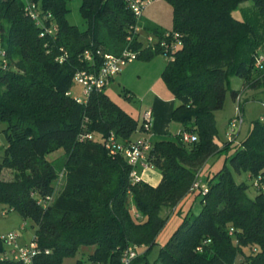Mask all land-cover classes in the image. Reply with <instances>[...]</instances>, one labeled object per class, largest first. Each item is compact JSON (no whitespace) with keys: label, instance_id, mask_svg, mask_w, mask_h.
Segmentation results:
<instances>
[{"label":"trees","instance_id":"16d2710c","mask_svg":"<svg viewBox=\"0 0 264 264\" xmlns=\"http://www.w3.org/2000/svg\"><path fill=\"white\" fill-rule=\"evenodd\" d=\"M37 1L52 14L45 26L28 17L23 0H0L7 59L6 67L0 64V121L7 124L8 138L0 162V205L2 213L14 210L30 221L33 240L49 250L34 264H62L82 246L93 247V264H121L130 244L144 247L131 264H264V194L254 190L250 197L248 185L237 182L225 163L207 178L205 194L191 190L202 166L216 155H225L232 169L248 172L249 179L264 174V118L252 122L243 140L221 144L214 118L230 77L243 80L240 89L231 90L234 100L264 89V63L255 66L264 55V0H166L172 27H142L157 37L177 32L181 44L171 54L132 33L136 20L124 0H82L88 24L83 32L67 22L65 0ZM236 9L239 18L233 15ZM51 23L53 34L47 31ZM124 49L136 52L137 59L157 54L168 59L162 78L177 100L171 119L181 129L174 137L152 141L148 160L161 175L155 186L132 185L125 159L103 145L109 132L128 140L137 120L107 96L106 87L86 103L70 95L77 70L96 71L105 54ZM182 131L194 141L183 143ZM87 132L93 139L80 141L79 134ZM57 146L66 152L64 184L43 208L31 193L45 197L54 192L57 168L44 155ZM5 169L11 170V179L3 178ZM191 194L200 197V211L182 216L151 262L148 252L167 213ZM4 249L0 239V256ZM0 264L20 263L0 259Z\"/></svg>","mask_w":264,"mask_h":264},{"label":"built area","instance_id":"2783aa9c","mask_svg":"<svg viewBox=\"0 0 264 264\" xmlns=\"http://www.w3.org/2000/svg\"><path fill=\"white\" fill-rule=\"evenodd\" d=\"M127 8L133 13L136 24L132 26V33L138 35L144 40L147 45L157 44L165 53L171 54L177 47L180 46V36L177 32L166 31L162 37H157L150 32H145L142 25L140 24V19L146 10V8L155 1L160 0H124ZM24 10L28 17L35 22L37 25L45 26L46 21L52 17L49 10H45L41 7L40 2L37 0H23ZM56 28L51 23L47 28L50 34L55 32ZM2 30L0 26V64L4 68L7 65L6 53L2 46ZM132 37V36H131ZM128 39H131L130 37ZM66 55L60 57L61 62ZM84 58L87 60L91 59V55L88 51L83 54ZM172 59V56H170ZM137 59V54L129 49H124L120 54H105L103 56L102 64L96 71L91 70H77L73 75V82L81 87V96H73L77 103H86L88 97L92 93L101 92L107 87L109 81L119 74L123 67L128 63ZM264 63V55H259L256 59L255 66L261 67ZM241 94H238L235 98L237 101V114L235 117L231 118L227 123V134L228 137L233 140L238 134L239 128L243 123V114L241 103ZM151 111L147 110L143 114V122L140 130L142 131V136L126 141H120L113 132L109 134L104 139L103 145L107 152L111 155L119 154L121 155L126 163L130 166L129 171V181L132 185L142 181L140 174V169L152 168L151 163L148 160V153L152 147V141L149 136L150 124H151ZM264 117H261L262 119ZM78 139L86 140L93 139V135L90 132L81 133ZM195 137L185 131L180 134V140L183 143H190L194 141ZM252 188L258 192L264 194V174H258L250 179ZM192 191H198L201 194L207 192V186L203 183L197 176L196 180L193 182ZM31 195L36 199L37 203L41 207L46 208L52 201L53 196L47 195L41 197L37 193L32 192ZM139 217L138 214H135ZM26 222L24 221L17 230H11L6 233L0 234V239L2 240L4 251L1 253L0 259H9L19 262L20 264H34L35 258L42 253L43 250L38 246L37 242L33 238L26 244H20L19 236L20 230L24 229ZM232 230V229H231ZM231 232V231H230ZM142 246L137 244L128 245L122 252L121 264H131L133 259L138 255L139 249ZM44 253H48L49 250L45 249ZM100 264V263H96Z\"/></svg>","mask_w":264,"mask_h":264},{"label":"rangeland","instance_id":"374dc122","mask_svg":"<svg viewBox=\"0 0 264 264\" xmlns=\"http://www.w3.org/2000/svg\"><path fill=\"white\" fill-rule=\"evenodd\" d=\"M65 18L70 25H73L79 31H85L88 28V24L82 16L81 13V5L82 0H65ZM249 5V3H243L241 6ZM148 12L158 18V21L163 25H170L172 20L171 8L169 3L166 0L155 1L148 7ZM233 15L237 18L241 17L239 9L233 11ZM171 19V20H170ZM142 21L147 23L148 20L142 17ZM142 23V22H141ZM149 25V24H147ZM160 28V30L164 29L163 27L156 25ZM163 57V56H162ZM165 57V56H164ZM243 80L239 77L232 76L229 78L228 90L225 94V99L222 108L214 111V118L216 121V141L218 143H223L230 141L231 139L227 134V123L228 121L235 117L237 114V101H235L231 95V90H238L242 87ZM116 89V94H118V88ZM120 93V91H119ZM70 95L71 96H81V87L76 83L72 82L70 87ZM121 93L119 97H121ZM117 101L119 104H126L123 97ZM123 102V103H122ZM240 106L242 108L243 114V123L241 124L237 137L235 138V143L243 140L252 124V122L264 117V89L259 90H249L248 92L243 94V98H241ZM7 124L5 122L0 121V162L3 161L6 155V146L8 144V138L6 134ZM174 137V136H173ZM234 140V139H233ZM45 159L51 164L55 165L58 172L57 184L54 192L52 193L53 198L56 197L59 190L62 188L64 184V168L63 162L66 158V152L63 147L57 146L49 150L44 155ZM224 163L231 169L234 179L237 182L244 181L248 185L247 194L250 197H253L256 192L252 188L251 181L249 179L248 172L241 171L240 173L235 172L230 162L225 158V155H216L210 159H208L205 164L202 166L198 173V178L205 183L207 178L212 176L214 172L220 169ZM158 172L156 169L151 168ZM13 174H11L10 169H5L3 171V178L11 179ZM161 178V176H160ZM149 184V183H148ZM184 211H189L192 213H198L201 209L200 197L194 196L191 194L189 198L185 201ZM2 206L0 205V234L6 233L11 230H17L20 225L24 222L21 216L14 210L7 211L2 213ZM130 211L132 214L135 213V209L130 204ZM172 211L175 210H171ZM171 213H167V217L169 218ZM164 213H162L163 215ZM26 226L24 229L20 230L19 241H30L32 239L33 231L30 226V221H25ZM169 226V224H168ZM143 247V246H142ZM141 247V248H142ZM160 247V243H157L149 250L148 259L153 262L158 256V250ZM139 249V252L142 249ZM144 248V247H143ZM92 246H82L78 249L76 254L72 257H65L62 261V264H93L89 259V255L92 252ZM240 258V256L238 257ZM238 261V260H237Z\"/></svg>","mask_w":264,"mask_h":264},{"label":"crops","instance_id":"0c3cea01","mask_svg":"<svg viewBox=\"0 0 264 264\" xmlns=\"http://www.w3.org/2000/svg\"><path fill=\"white\" fill-rule=\"evenodd\" d=\"M148 7L142 15L148 22L144 23L142 17L140 19V24L143 27L147 24L159 25L167 30L172 27L171 19L170 25L163 26L156 16L148 12ZM167 61V57H164L162 54L154 55L148 60L136 59L125 65L122 71L109 81L105 89V93L113 102L137 120V128L131 134V139L142 136L143 133L140 130L143 122L142 117L147 110H150L152 115L149 132L151 141L171 138L177 135L181 129V125L171 119V113L177 104V100L162 78V72ZM114 87L119 89L118 94H116L117 90L114 89ZM119 91L123 100H125V102L127 101L126 104H119L117 102L119 100L116 99L121 98L119 97ZM123 91L126 93L125 96L122 94L124 93ZM241 97L243 98V94H241ZM140 174L142 181L152 186H155L159 182L161 176L159 171L156 172L151 168L140 169ZM185 201L186 200L177 205V207L173 209L175 211H172V213L171 210L168 212L171 213V215L156 238L160 246L166 242L168 237L181 222L182 216L187 212L184 211ZM19 242L20 244H26L28 241Z\"/></svg>","mask_w":264,"mask_h":264}]
</instances>
